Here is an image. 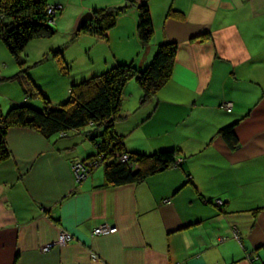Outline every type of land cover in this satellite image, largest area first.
I'll return each instance as SVG.
<instances>
[{
    "label": "crops",
    "instance_id": "obj_1",
    "mask_svg": "<svg viewBox=\"0 0 264 264\" xmlns=\"http://www.w3.org/2000/svg\"><path fill=\"white\" fill-rule=\"evenodd\" d=\"M81 1L70 4L62 43L34 39L17 59L0 41V84L14 88L0 96V115L43 99L57 108L70 87L117 65L143 70L159 46L175 43L171 79L145 102L131 80L115 131L127 153L172 149L182 165L118 187L93 169L79 183L73 161L97 154L85 140L90 127L51 138L11 128V158L0 164V264L264 263V0ZM144 4L154 28L148 45L138 34ZM117 8L105 39L85 30L98 26L95 12ZM86 13L94 19L79 29ZM76 46L87 66L71 56ZM28 61L45 70L31 72ZM21 72L28 90L24 75L10 79ZM230 126L236 148L220 134ZM103 224L117 232L93 235ZM62 233L72 241L59 244Z\"/></svg>",
    "mask_w": 264,
    "mask_h": 264
},
{
    "label": "trees",
    "instance_id": "obj_2",
    "mask_svg": "<svg viewBox=\"0 0 264 264\" xmlns=\"http://www.w3.org/2000/svg\"><path fill=\"white\" fill-rule=\"evenodd\" d=\"M48 6L51 5L47 4V0H0V41L15 58L20 59L32 40L47 39L55 35L56 30L49 23L51 16L48 14ZM121 9L123 8L95 12L98 26L90 24L85 30L96 36L105 34L114 26L116 15ZM153 33L150 9L147 4L141 5L138 22L141 42L144 45L150 44ZM177 50L175 43L163 44L159 46L150 65L143 70L132 64L117 65L77 84L69 89L71 94L67 102L57 108L46 101L40 108L22 104L1 114L0 164L11 158L7 137L13 127H27L51 138L97 126L102 131L98 136L96 133L93 135L92 145L97 154L88 160L97 162L98 165L101 163L107 185L118 187L138 184L174 166L178 159L177 151L172 149L153 154L129 153L130 160L123 162V155L127 152L123 146V138L116 133L115 126L123 118L121 106L128 83L136 80L143 90L144 102L153 97L171 79ZM61 65V71H64L66 68L62 61ZM18 77L19 74L10 79L16 80ZM220 134L236 148L238 141L233 127L223 128ZM93 165H89L88 173L93 171Z\"/></svg>",
    "mask_w": 264,
    "mask_h": 264
},
{
    "label": "rangeland",
    "instance_id": "obj_3",
    "mask_svg": "<svg viewBox=\"0 0 264 264\" xmlns=\"http://www.w3.org/2000/svg\"><path fill=\"white\" fill-rule=\"evenodd\" d=\"M51 3H53V4H55L56 2H61L62 3V5L61 4H56V5H54V10H56L58 7H59V9H57L56 10V13H55V16H56V19L55 20H57V19H60V17H61V14L63 13V18L61 19V20H59L58 21V23H57V21H54V23H52L53 25H52V27L54 28V29H56L57 30V32H55V35L53 36V37H51V38H48L47 40H48V43H62V42H64V39H65V36H64V34L67 32L66 31V29L68 28V18L70 17V13H71V11H72V6H70V4H74L75 6H77V3H78V1L80 2V3H84V2H82L81 0H49ZM91 2H100V3H107V2H109V1H116V0H90ZM62 8H61V7ZM117 6H119V5H117ZM116 6V7H117ZM120 6H122V5H120ZM66 8V10L64 9V10H62L63 8ZM56 8V9H55ZM61 8V9H60ZM87 14V13H86ZM94 15V14H93ZM103 20L105 19L106 20V18H102ZM81 23V22H80ZM73 26V25H72ZM85 27V26H84ZM71 28V27H70ZM79 28H80V25H79ZM83 28V27H82ZM84 30H82V33H83V35H86V31L85 32H83ZM82 35V36H83ZM72 37V36H71ZM73 37H74V35H73ZM97 38H98V40L99 41H101V40H103V39H105L106 38V35L105 34H103V35H99V36H97ZM78 46H76L74 49H72L71 51H70V54H71V56L73 57V58H75L76 59V65H78L79 64V62H81L82 61V63H83V65L84 66H87V56L85 57L81 52H79L78 50ZM32 50V49H31ZM80 51H82V48H80ZM30 53H31V51H30ZM30 60H33L32 59V57H28ZM59 59V58H58ZM31 62H33V61H31ZM30 61H28L27 62V64H30V65H27L26 67H30L31 69V72H32V68H33V70L35 71V73L36 74H42V72H43V70H45V67H46V64H44V65H42V66H37V67H34V65L31 63ZM19 65V64H18ZM16 66V65H15ZM60 66V68L62 67V65L60 64L59 65ZM19 67H20V65H19ZM114 68V67H113ZM8 70H10V68L8 69ZM64 71H62V72H65L66 70L65 69H63ZM22 75H24V77L22 78V80H21V82H23L25 85H26V87H27V90H28V86H30L29 84H28V82H27V78H26V73L25 72H21V74H19V77H18V79L19 78H21V76ZM52 81H53V84H52V86L56 89V87H57V81L58 80H55V79H53L52 78ZM133 81H135L136 82V80H133ZM137 83V82H136ZM138 84V83H137ZM8 85H10V86H8ZM138 86L140 87V85L138 84ZM34 87V86H33ZM35 88V87H34ZM72 87H70V89H71ZM38 89V92H39V88H37ZM12 93V92H14V88L13 87H11V83L9 82V83H7V84H5V82H2L1 84H0V96H4V94H6V93ZM70 94L71 93H69L68 92V97H67V99L70 97ZM53 96H55L56 98H58V96L57 95H53ZM124 97V96H123ZM28 98V97H27ZM43 99V98H42ZM52 99V98H51ZM25 101H26V99H25ZM24 101V102H25ZM49 102L50 103V105L52 106V103H51V101H48V100H46V99H43L42 100V103H44V102ZM65 102H67V100H65L64 101V103ZM122 102H123V99H122ZM20 105H22V104H20ZM58 106H60V105H58ZM231 107V104H229V105H227V107H226V109H229ZM117 122H119V121H117ZM27 128V127H26ZM101 127L99 128V127H97V126H94L92 129H91V131H87L88 133L87 134H89V135H85L86 137V141H89V142H91V144H92V140H93V135L96 133L97 134V136L98 135H100L101 134ZM90 132V133H89ZM91 135V136H90ZM57 136V135H56ZM56 138V137H55ZM88 143V142H87ZM124 155H126V156H128V158L126 159V161H124V162H128L129 160H130V154L129 153H126V154H124ZM123 155V156H124ZM95 162V161H94ZM90 164H94L93 166H92V169H104V167L103 166H101V163L98 165L97 164V162H95V163H93V161H91V160H88V159H86V160H75V161H73V169H75V170H77V169H79V165H81V167H83V166H85V167H87V168H89V165ZM182 164V161H180L179 160V162H178V160H177V164H175L174 166H179V165H181ZM100 167V168H99ZM86 176V175H85ZM77 181L79 182V183H81L82 182V180L81 179H79V177H77ZM217 205H223V202L222 201H217ZM104 225V224H103ZM261 264H264V263H261Z\"/></svg>",
    "mask_w": 264,
    "mask_h": 264
},
{
    "label": "built area",
    "instance_id": "obj_4",
    "mask_svg": "<svg viewBox=\"0 0 264 264\" xmlns=\"http://www.w3.org/2000/svg\"><path fill=\"white\" fill-rule=\"evenodd\" d=\"M53 7L54 6H48V14L51 16V19L49 20L50 24L54 23L56 10L59 9V7H58L57 9L55 8L56 10H54ZM228 110H231V107ZM127 158H128V156L124 155L123 158H122V161L123 162L126 161ZM87 170H90V169L85 167V166L81 167V165H79V169L75 170L77 177H79V179L83 180L88 175V171ZM116 232H117V227L113 228V227L108 226L107 224H104V225H101V226L95 228L94 231H93V235H95V236H99V235L105 236V235H110V234H113V233H116ZM72 239H73V236L71 234L62 233L61 237H60V240H59V244L64 245V244L72 241ZM51 248H52V245H47V246H45L43 248V251L44 252H48V251L51 250Z\"/></svg>",
    "mask_w": 264,
    "mask_h": 264
},
{
    "label": "water",
    "instance_id": "obj_5",
    "mask_svg": "<svg viewBox=\"0 0 264 264\" xmlns=\"http://www.w3.org/2000/svg\"><path fill=\"white\" fill-rule=\"evenodd\" d=\"M93 17H94L93 13H87V14H85V15L82 17V19H81V23H80V28H79V29H81L82 27H84L85 24H86L88 21H90V20L93 19Z\"/></svg>",
    "mask_w": 264,
    "mask_h": 264
},
{
    "label": "bare ground",
    "instance_id": "obj_6",
    "mask_svg": "<svg viewBox=\"0 0 264 264\" xmlns=\"http://www.w3.org/2000/svg\"><path fill=\"white\" fill-rule=\"evenodd\" d=\"M229 105V104H228ZM226 107H227V105H226ZM231 108H232V105H231Z\"/></svg>",
    "mask_w": 264,
    "mask_h": 264
},
{
    "label": "flooded vegetation",
    "instance_id": "obj_7",
    "mask_svg": "<svg viewBox=\"0 0 264 264\" xmlns=\"http://www.w3.org/2000/svg\"><path fill=\"white\" fill-rule=\"evenodd\" d=\"M93 19H94V17H93ZM93 19H92V20H93Z\"/></svg>",
    "mask_w": 264,
    "mask_h": 264
}]
</instances>
